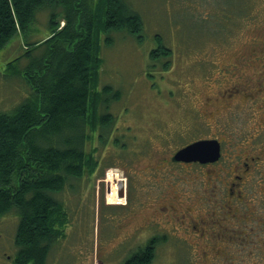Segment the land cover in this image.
Wrapping results in <instances>:
<instances>
[{
  "label": "rangeland",
  "instance_id": "1",
  "mask_svg": "<svg viewBox=\"0 0 264 264\" xmlns=\"http://www.w3.org/2000/svg\"><path fill=\"white\" fill-rule=\"evenodd\" d=\"M125 1L141 13L143 36L140 40L126 28L117 29L110 32L113 42L106 44L108 34H102L103 63L99 89L109 84L121 90L122 95L106 106L103 103L99 106L100 112H110L116 117L106 144L101 147L98 138L89 144V150L99 145L105 155L101 160L109 157L106 161L110 163L97 166L98 169L91 173L88 171L81 179L72 181L74 187L67 186L60 194L66 218L60 224L63 235L55 241L49 264H120L125 251L138 247L150 227L144 228L139 235L135 234L130 242L123 241L121 245L119 241L146 221L145 215L149 217L154 212V199L147 198L144 188L154 190L159 183L145 174L150 159L144 152H156L154 159L158 150L173 152L181 142L185 143L191 137L188 129H191V135L199 136L219 129L220 134L224 128L227 136H232L238 143L245 135L259 133L257 141L264 137V130L258 127L257 122L258 114L263 113L261 100L231 106L223 117L212 122L207 116L205 118L204 105L197 99L209 92V88L224 91L233 81L227 82L226 77L238 78L240 87L241 81L251 83V75H260L264 71V57L256 61L250 59L260 53L264 45V0ZM49 14L47 8L37 11L38 24L32 26V38H44L50 33ZM159 35L172 51L170 63L165 68L150 60V51L159 44ZM22 37L21 34L14 36L0 49V111H12L31 94L24 76L20 74V68L27 64V59L12 65L9 63L23 52ZM45 49L39 47L37 55ZM240 61L243 77L239 76L240 71L236 72V62ZM120 134L127 141V149L122 150V145L116 146L114 142V137H120ZM133 151L138 155L125 167L124 155H132ZM230 176L223 172V177ZM163 180L167 182L166 187L171 185L173 188L172 173L165 174ZM246 183V202L241 203L240 213L253 214L252 210L256 209L258 215H264V193L258 191L255 187L257 182L252 179ZM122 191H127V194L129 191L140 206L142 201L150 205L141 208L133 219L127 214L116 213L119 210L113 207L117 205L113 201L116 197L121 199ZM108 204L111 207H107ZM204 211L200 208V212ZM262 218L263 222L256 215L252 220L229 222L227 233L230 239L228 244L222 245L229 259L226 260L227 256H215L213 263L264 264ZM18 221L19 214L15 210L0 218V264H12ZM184 236L189 239V233H184ZM214 238L217 241L218 238ZM222 241L225 242V238ZM177 246L181 248L177 249ZM202 247L200 242L194 247L185 240H179L176 245L166 243L155 264H188L191 259L201 257ZM115 250L117 252L113 255ZM202 264H212L211 258Z\"/></svg>",
  "mask_w": 264,
  "mask_h": 264
},
{
  "label": "trees",
  "instance_id": "2",
  "mask_svg": "<svg viewBox=\"0 0 264 264\" xmlns=\"http://www.w3.org/2000/svg\"><path fill=\"white\" fill-rule=\"evenodd\" d=\"M42 8L50 10L51 31L32 38ZM143 27L141 13L125 0H0V49L23 35V52L9 63L27 59L20 74L31 90L12 111H0V218L13 210L19 214L12 264H46L63 235L60 194L109 162L101 160L99 145L89 150L95 138L106 144L116 121L99 106L122 95L109 84L99 89L102 34L111 44L110 32L126 28L141 40ZM159 36L150 60L165 68L172 51ZM39 47L46 49L37 55ZM150 257L151 250L137 253L128 264H145Z\"/></svg>",
  "mask_w": 264,
  "mask_h": 264
},
{
  "label": "flooded vegetation",
  "instance_id": "3",
  "mask_svg": "<svg viewBox=\"0 0 264 264\" xmlns=\"http://www.w3.org/2000/svg\"><path fill=\"white\" fill-rule=\"evenodd\" d=\"M263 54L264 45L261 46V52L250 59H253V61L262 60ZM262 62L264 64V60ZM236 65L238 66L236 72L240 71L239 76L243 77L241 61L239 63L236 62ZM251 76L253 77L251 83L245 84L244 81H241L243 87L238 86L240 84L238 78L226 77L227 82L228 80L233 81L224 91L220 92L219 90L221 89L213 90L209 88V92L197 97L200 104L204 105L205 118L207 116L212 122H217L218 117H223L229 107L232 108L238 104L245 105L248 101L255 102L259 99L262 101L260 106L263 108V113L258 114L257 122L258 127L264 130V71L260 75L254 74ZM245 90L247 93L244 92ZM219 131L220 129L213 131L211 134L202 133V135L197 136L191 135L192 131L188 129L191 137L185 143L181 142L173 152L166 153L164 150H158L159 153L157 152L156 160L153 158L156 152L143 153L145 157L150 159L148 169H145V174H149L150 177L155 178L159 183V187L154 190L144 188L147 198L153 197L154 199L152 202L154 212L149 217L145 215L146 221L140 223L131 233H126L127 235L123 236L119 241L121 245H123V241L130 242L135 234L139 235L144 228L150 227V231H147L142 236L138 247H131L129 251H125L120 264H128V260H131L134 255L137 253L145 254L148 250H151V257L145 264H155L158 253L165 244L173 242L176 245L177 243L179 244V240H185L188 245H194V247H196L198 242L203 245L201 257L199 259H191L188 264H202L209 257L211 258V263L214 264L215 256H227V251L222 245L223 243L228 244L230 239L227 233L229 222L252 220L254 215L263 222L262 216L264 217V215H258L256 209L252 210L253 214L242 215L240 206L241 203L246 202L244 191L246 188H244V185L247 184V181L252 179L253 182H257L255 187L258 188L260 193H264V137L262 141H257L256 138L259 133L251 136L245 135L241 138L239 144L237 140L232 139V136H227V131L224 128L220 134ZM114 139L119 140L114 142L122 145V150L126 149L123 147L127 141L122 138L121 134L120 137L115 136ZM201 139H216L219 142L220 154L217 159L206 161L200 159H173L178 150ZM256 144H259V147ZM252 148H254L253 152H251ZM136 153V151H133L132 155H124L125 167H127L128 162L133 160L135 155H138ZM109 163L107 162V164ZM223 172H228L231 176L223 177ZM168 173L173 174V188L171 185L169 188L166 187L167 182L163 180L164 175ZM146 179L148 180L149 177ZM198 183L199 186L197 185ZM197 187H199L200 192ZM162 188L165 189L161 190ZM204 190H207L206 193H204ZM150 192L153 195H149ZM124 194L125 202L113 205L119 210L116 213L127 214L133 219L136 215H139L141 208L150 205L142 201V206H140L130 196L129 191L128 194L127 191ZM256 206L254 205V207ZM107 207L111 206L108 204ZM200 208L205 209V211L200 212ZM184 233H189L188 240ZM214 237L218 238L217 241ZM223 238H225V242L222 241ZM178 248L181 247L177 246ZM52 249L54 251V246L49 251L46 264L50 263ZM120 251L121 248H119L118 252ZM116 252L115 250L112 254L114 255ZM116 257L117 255H115V259ZM228 259L229 255L226 257V260Z\"/></svg>",
  "mask_w": 264,
  "mask_h": 264
},
{
  "label": "water",
  "instance_id": "4",
  "mask_svg": "<svg viewBox=\"0 0 264 264\" xmlns=\"http://www.w3.org/2000/svg\"><path fill=\"white\" fill-rule=\"evenodd\" d=\"M220 154V144L216 139L194 141L176 152L173 159L179 160H215ZM123 193V191H122Z\"/></svg>",
  "mask_w": 264,
  "mask_h": 264
},
{
  "label": "built area",
  "instance_id": "5",
  "mask_svg": "<svg viewBox=\"0 0 264 264\" xmlns=\"http://www.w3.org/2000/svg\"><path fill=\"white\" fill-rule=\"evenodd\" d=\"M109 174V173H108ZM113 189V188H112ZM112 189H111V192H112ZM124 190V189H123ZM121 199H118L117 197H116V199L113 201V202H115V203H123V202H125V194H123L121 197H120Z\"/></svg>",
  "mask_w": 264,
  "mask_h": 264
}]
</instances>
